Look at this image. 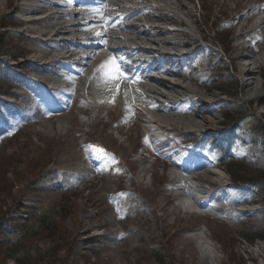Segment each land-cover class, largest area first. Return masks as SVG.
<instances>
[{
  "label": "rangeland",
  "instance_id": "1",
  "mask_svg": "<svg viewBox=\"0 0 264 264\" xmlns=\"http://www.w3.org/2000/svg\"><path fill=\"white\" fill-rule=\"evenodd\" d=\"M132 1L124 2L141 5ZM150 2L162 4V0ZM249 2L250 6L254 3ZM0 3L3 5L0 11V253L3 254L5 247L19 243L22 251L33 259L55 254L56 264H264L261 256L251 257L252 253L264 254V186L256 187L258 180H264V115L256 111L258 104L264 111V100H251L245 94L237 67L226 52V47L234 43L231 37L235 25L226 15H219L213 0H166L170 7L167 11L191 25L197 21L200 30L193 26L191 31L202 45L210 47L198 51V47L192 46L197 53L190 63L205 74L206 83L215 85L212 89L201 87L196 96L205 98L212 91L223 99L215 108L213 132L197 133L189 138L183 133H195V130L184 124L158 131L180 143L176 149L180 150L178 156L172 147L155 148L151 145L154 137L141 132V127L144 130L156 126L151 122L154 121L151 114L144 117L146 121L139 128L135 119L109 110L100 111L97 105L89 112H81L68 92H51L45 84L35 86L31 78L55 76L38 73L33 65L18 68L17 65L31 58L37 64L38 57L32 50L42 54L45 47L35 37L46 39L42 34L51 32L54 24L63 19H58L59 15L43 17L41 11L38 15L29 12L43 5L39 0H0ZM181 3L195 9L194 19L184 15L179 7ZM238 3L239 0H234L232 6ZM23 4L28 8L27 14L18 8ZM121 12L114 9L113 15L119 16ZM42 17L43 22L30 26L32 32L25 31V25L19 22ZM95 18L100 22L98 31L109 29L132 40L155 35L152 32L141 35L151 30L150 19L121 21L120 25L130 22L147 26L140 30L130 28L125 33L117 22L109 25L106 20L101 23V19ZM175 26L165 25L169 30L180 28ZM83 37L79 38L83 45L80 56L91 51L85 49L88 44L104 42ZM76 39L66 35L64 40ZM125 42L129 44L131 40ZM211 47L218 56L208 60ZM61 48H64L62 53L67 51L65 46ZM66 60L58 64L63 74L58 81L69 90L74 85V73L66 68ZM179 65H175L177 71L185 73L187 69ZM258 74V86L264 95V74ZM107 76L97 75L95 87L99 95L109 79L112 84L116 81ZM113 90H104L105 96L96 97L110 99ZM48 105L49 109L39 110ZM84 120L87 125L82 123ZM186 147H190L189 151L181 153ZM226 147L239 168V171L233 168L237 183L225 168L212 167L218 176H205L203 170L201 180L188 179L184 185L207 190L213 182H230L238 190L234 194L236 206L241 202L249 204L243 206L245 213L231 211L218 218L188 213L192 207L188 197L175 200L169 195L179 192L172 182L173 160L188 166L190 160L197 158L194 167L200 160L214 164L220 161L221 151ZM212 189L218 192L215 186ZM250 209L256 210V214ZM242 217L244 220H240ZM45 220L49 227L59 228L61 241L56 242L58 235L51 237L42 230ZM4 259L0 264H18L12 258Z\"/></svg>",
  "mask_w": 264,
  "mask_h": 264
},
{
  "label": "bare ground",
  "instance_id": "2",
  "mask_svg": "<svg viewBox=\"0 0 264 264\" xmlns=\"http://www.w3.org/2000/svg\"><path fill=\"white\" fill-rule=\"evenodd\" d=\"M21 1L31 2L33 0ZM39 1H41L43 5L34 8L36 11L29 12H35L34 14L38 15L41 11L43 12L41 15H45L43 17L46 18L48 16L56 17L59 15L58 19H63V21L60 20L55 23L51 32H45L42 34L46 39H43L39 35L35 37L34 40H39L45 47V50L41 51L42 54H40V52L38 54L36 50H32L33 54L38 57L36 58V61H39V64L32 62L33 58H31L27 59L22 65H17V68L26 65H33L36 72L38 71V73L40 72L45 75L48 74L55 76V78H31L30 80H33L35 86L45 84L47 89L51 92H68L69 96L74 100V103L78 106V109H80L81 112H89L92 107L97 105L100 111L109 110L113 113L117 112L119 115L129 117L130 119H135L139 128L143 124L142 122L146 121L144 117L147 116V114H151L154 117V121L151 122L156 124V126L151 125L153 127L148 126L144 130H142L141 127V132L144 131L145 134L154 137L151 139V143H153L151 145L154 147L157 146L162 149L172 147L175 149L173 152L176 155L178 153L180 154V150H176L180 147V143L178 144L174 142L173 138L165 132L162 135L158 134L160 129H168V127L172 125L184 124L195 130V133H189L194 136L197 133L214 131L213 125H215V117L213 116L215 108L219 103L223 102V99L212 91L205 98L196 96L198 90L202 91L201 87H209L212 89L215 86L213 85L214 83L212 85L206 83L204 81V78L206 77L205 74L203 76V73H200V71L197 70V67L190 63L196 52L192 46H195L196 48L198 47V51L202 50L204 47L210 48L207 44L202 45L199 38L195 37L191 31L193 26H196V28L200 30L197 21L194 22L192 20L193 25H191L188 21L179 17L174 12L167 11L170 7L167 6L168 3H166V0H162V4H156L150 2V0H133L135 3L140 2L141 5L124 2L125 0H116L114 2H110L109 0H89L90 3L82 5V10H76L80 7V0H78V2L74 0ZM176 1L178 0H174V2ZM232 1L234 0H213L215 5L219 8V15H226L229 18L230 23L235 25L233 37H231L234 43L232 46L228 45L226 47V52L231 59L232 65L237 67L245 94L248 95L251 100H264V95L258 86L257 76V73L264 74V0H252L254 2L252 3V6H250V0H239L238 5L234 7L232 6ZM93 5H97L98 9L87 10L88 7ZM25 6L26 5L23 4L18 8L27 14L28 8ZM179 7L184 15H188L191 19H194L195 9H191L185 3H181ZM2 8L3 5L0 3V11ZM56 9L59 10L56 11ZM114 9H118V11L121 9V14L119 16L113 15ZM150 11L155 13H150ZM90 16L99 17L101 23L106 20L109 25L116 24L115 22L120 25L121 21L130 19L131 22L150 19L149 23H151V30L146 28L148 31L146 30L147 32H143L141 35H148L150 32L155 35L152 37H137L132 40V38L128 39L126 37H121L120 33L109 29L101 30L98 32L100 35H98L97 30H95L98 21L95 17L94 19L91 18L90 21L80 19ZM43 17L24 19L19 22L25 25V31L32 32L30 26L43 22L42 20L45 19ZM110 18L112 20L108 21ZM169 24L179 26L180 28L169 30L165 27V25ZM145 27H147L145 23L144 25H140L138 23L129 22L120 25L119 29L121 28L127 33L125 30L129 31L130 28L140 30ZM66 35H70L72 36V39L77 38L78 40L76 39L77 41L74 42H66L64 40L66 39ZM61 36H63V39L58 38ZM80 37H87L93 41L103 39L104 42L103 44H97L94 46H92V43L91 45L88 44L85 46V49H91V51L88 54L80 56L83 48V45L80 44ZM202 37L204 38L205 35ZM125 40L127 42L128 40H131V42L125 44ZM57 46L60 48L59 51L57 50ZM64 46L67 51L62 53L61 50L64 48L62 49L61 47ZM211 48L213 49L214 47ZM78 49L81 50L77 51ZM114 55L119 62V66L126 70V76L133 77V79L129 81L123 77L118 81L116 80L113 84L109 79L108 84H105L104 90L108 91L109 88H111V90L114 89V95H112L113 97L110 95V99L106 100L100 98L106 95H104V92L106 93V91L102 88L100 91L103 93H100V95L97 94L99 91L95 85L98 81L97 75L102 73L108 75L107 66L113 59ZM215 56H218L216 49H213L211 54H207L208 60H211ZM62 60H66V68H70L74 73V85L69 90H65L62 84L58 81L63 78V74L60 73L62 68L58 66ZM218 61L221 62V57ZM177 63L180 64V68H186L187 71L185 73H180L179 70L177 71L175 67ZM75 64L80 67L83 66L81 67L82 69H75ZM223 67L226 68L227 66L224 65ZM102 68H105L104 72L101 71ZM108 76L110 78V75ZM101 81L99 80V82ZM94 94L95 96H93ZM97 95L100 97H96ZM95 97L97 98V103L94 102L93 98ZM259 107L258 104L256 108L257 113L264 115V111L260 110ZM49 108L50 106L48 105L47 108L41 107L39 110H46ZM100 111H98V113ZM38 112L39 111H36L37 114ZM157 112H159V115ZM85 115L88 117L87 114ZM82 123L87 125L86 120L82 121ZM130 124L132 125V123ZM171 140L173 143L166 147L170 144ZM240 140L243 141L241 138ZM185 149L186 151L181 153L184 154L188 152L190 147H186ZM195 159L197 158L192 160L189 159L190 163L188 166H185V163H182V161H179L178 163V160L177 162H175L176 160H173L176 172L174 171L173 173L174 176L172 182L179 192H172L169 195L175 200H182L185 196L188 197L194 208L191 207V211H188V213L192 215L199 213V215L218 218L225 216L226 213L231 211L240 212V214L245 213L244 210L236 211L237 204L234 194L236 191L238 192V190L235 189L234 185L225 184L224 181L213 182L210 185L211 187H208L207 190H202L199 186L196 188L191 187L188 184L187 187L184 185L185 183H188V179H193L194 181L201 180V171L203 170H205V176H218V174L213 171L212 167H221L224 169L222 166H219L220 161L211 164L200 160V162L198 161L199 164L197 166L195 164L196 167H194L193 163H196ZM186 160L188 159L183 161ZM214 186L218 189V192H214L212 189ZM243 204H245V202H243ZM243 204L241 202V205ZM179 206L181 209L184 208L181 204H179ZM251 210L252 209H250V212H253ZM255 212L256 210L253 214H256ZM216 251L217 249L214 250L215 258L217 259L218 255L216 254ZM260 256L264 259L263 253L257 255L253 253L251 254V257L254 259H258Z\"/></svg>",
  "mask_w": 264,
  "mask_h": 264
},
{
  "label": "trees",
  "instance_id": "3",
  "mask_svg": "<svg viewBox=\"0 0 264 264\" xmlns=\"http://www.w3.org/2000/svg\"><path fill=\"white\" fill-rule=\"evenodd\" d=\"M224 94H227V93L224 92ZM259 133L260 131H258V134ZM226 167H227L229 174L231 175V178L234 180L233 168L236 169L237 171H239V168H236L237 167L236 164H234V162H231V161L226 162ZM257 183H258L257 186L255 185V183L254 185L257 188L259 187V189L264 186V180H258ZM45 223L46 225L44 226L42 230L48 231L51 237L58 235V240L56 242L61 241L62 240L61 235L57 234L59 228L58 227L53 228L52 226L49 227V224L46 220L44 221V224ZM0 255L4 256V257L0 256L2 257L0 258V260L4 261L5 260L4 258L6 259L12 258L18 264H56L57 263V261H55L56 260L55 254L54 255L48 254L45 257L42 256L41 258L40 257L39 258L36 257L35 259L31 258L29 254H26L24 253V251H22V245L19 243H15L11 246L5 247L3 254L0 253Z\"/></svg>",
  "mask_w": 264,
  "mask_h": 264
},
{
  "label": "snow or ice",
  "instance_id": "4",
  "mask_svg": "<svg viewBox=\"0 0 264 264\" xmlns=\"http://www.w3.org/2000/svg\"><path fill=\"white\" fill-rule=\"evenodd\" d=\"M98 35L100 34L98 33ZM101 71L104 72L105 68H102ZM107 74L110 75L114 80H119L121 77H125L129 81L133 79V77L126 76V70L118 65V62L115 58H113L107 66Z\"/></svg>",
  "mask_w": 264,
  "mask_h": 264
}]
</instances>
